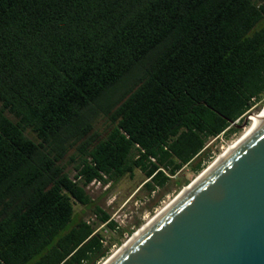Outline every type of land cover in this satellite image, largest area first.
<instances>
[{"label": "trees", "instance_id": "16d2710c", "mask_svg": "<svg viewBox=\"0 0 264 264\" xmlns=\"http://www.w3.org/2000/svg\"><path fill=\"white\" fill-rule=\"evenodd\" d=\"M260 100L264 0H0V264H95L87 184L197 171Z\"/></svg>", "mask_w": 264, "mask_h": 264}, {"label": "water", "instance_id": "95a60500", "mask_svg": "<svg viewBox=\"0 0 264 264\" xmlns=\"http://www.w3.org/2000/svg\"><path fill=\"white\" fill-rule=\"evenodd\" d=\"M208 168L101 264H264V124Z\"/></svg>", "mask_w": 264, "mask_h": 264}, {"label": "rangeland", "instance_id": "374dc122", "mask_svg": "<svg viewBox=\"0 0 264 264\" xmlns=\"http://www.w3.org/2000/svg\"><path fill=\"white\" fill-rule=\"evenodd\" d=\"M264 109V100L256 102L248 110L244 118L239 121L235 129L228 134H221L218 137L207 139L205 142L204 154L200 162V168L194 171L191 165H183L173 175L163 187L155 188L148 192L142 185L145 181L143 173L133 169L131 176L125 174L117 181H92L84 187L86 194L91 200L89 206H84L73 201V216L82 218L87 222L95 223V231L102 234V244L107 247L106 255L95 264H101L105 258L115 252L123 244L131 233H136L144 224L166 206L174 196H176L188 183L209 166L214 159L218 158L227 150L229 145L236 142L243 134L252 119L258 116ZM108 123L107 115L101 112L96 116L93 123V130L103 133ZM66 170L70 177L74 174L73 166L75 161H71L69 155L63 158ZM97 206L105 211L109 217L115 221L114 229L106 228L104 223L97 218L94 207ZM118 228V229H117ZM121 229V233H119Z\"/></svg>", "mask_w": 264, "mask_h": 264}, {"label": "bare ground", "instance_id": "6f19581e", "mask_svg": "<svg viewBox=\"0 0 264 264\" xmlns=\"http://www.w3.org/2000/svg\"><path fill=\"white\" fill-rule=\"evenodd\" d=\"M264 124V109L262 110V112L254 117L251 121V123L249 124V126L244 129L245 131L243 132L242 136L236 141L233 142L231 145H229V147L227 148V150L225 152H223L218 158H216L209 166L210 168H208V170H206L207 172L210 171L211 168H213L216 164H218V162H221L223 159H225V157H227L230 153H232L237 147H239V145H241L250 135H252V133L254 131H256L258 128H260L262 125ZM203 172V174L200 176V178L205 175L207 172ZM189 188V187H188ZM187 189H184L181 192V195L186 192ZM166 207L168 206H164L163 209H161L158 213H162ZM158 213L156 215H158ZM160 215V214H159ZM158 217V216H157ZM146 225V224H145ZM143 225V226H145ZM142 226V228L138 229V231L136 233H134L133 237H137L140 233V231L142 229H144V227Z\"/></svg>", "mask_w": 264, "mask_h": 264}, {"label": "built area", "instance_id": "2783aa9c", "mask_svg": "<svg viewBox=\"0 0 264 264\" xmlns=\"http://www.w3.org/2000/svg\"><path fill=\"white\" fill-rule=\"evenodd\" d=\"M116 226H117V225H116ZM116 226H115V227H116Z\"/></svg>", "mask_w": 264, "mask_h": 264}]
</instances>
